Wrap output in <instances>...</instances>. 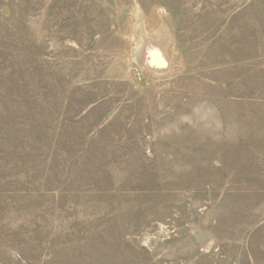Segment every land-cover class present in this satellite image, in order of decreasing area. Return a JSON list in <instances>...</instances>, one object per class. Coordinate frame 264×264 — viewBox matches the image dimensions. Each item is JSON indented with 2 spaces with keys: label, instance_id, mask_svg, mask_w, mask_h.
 I'll list each match as a JSON object with an SVG mask.
<instances>
[{
  "label": "rangeland",
  "instance_id": "rangeland-1",
  "mask_svg": "<svg viewBox=\"0 0 264 264\" xmlns=\"http://www.w3.org/2000/svg\"><path fill=\"white\" fill-rule=\"evenodd\" d=\"M0 264H264V0H0Z\"/></svg>",
  "mask_w": 264,
  "mask_h": 264
}]
</instances>
